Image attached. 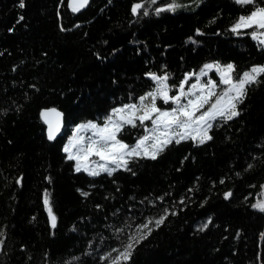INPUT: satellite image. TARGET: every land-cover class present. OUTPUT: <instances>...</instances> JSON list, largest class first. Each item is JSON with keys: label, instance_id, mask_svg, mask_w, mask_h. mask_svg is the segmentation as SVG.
I'll use <instances>...</instances> for the list:
<instances>
[{"label": "trees", "instance_id": "trees-1", "mask_svg": "<svg viewBox=\"0 0 264 264\" xmlns=\"http://www.w3.org/2000/svg\"><path fill=\"white\" fill-rule=\"evenodd\" d=\"M24 2L0 0V264H107L104 255L165 208L164 224L149 226L129 264H264V213L251 207L264 185V83L249 87L238 118L214 124L211 141L173 143L155 161L132 162L131 172L77 173L63 151L77 125L102 123L154 88L150 72L178 85L206 63H231L236 75L264 65V47L230 31L252 6L176 0V11L156 15L171 0H91L75 13L68 0ZM138 2L148 16L132 14ZM50 108L64 117L55 141L40 119ZM143 134L129 127L120 138L133 144Z\"/></svg>", "mask_w": 264, "mask_h": 264}, {"label": "snow or ice", "instance_id": "snow-or-ice-1", "mask_svg": "<svg viewBox=\"0 0 264 264\" xmlns=\"http://www.w3.org/2000/svg\"><path fill=\"white\" fill-rule=\"evenodd\" d=\"M234 2L240 6L251 5L252 10L246 15H240L230 31L237 35L249 34L261 47H264V6H259L256 0H234ZM88 4L89 0H69V7L74 13ZM147 4L157 5L158 0H147ZM18 7L20 9L25 7L24 0H18ZM179 7L181 5L176 0H171L164 6L153 8L152 11L160 15L164 12H174ZM142 9L144 11L141 13ZM131 12L134 16L149 15L146 5L139 2L133 4ZM23 19L21 15L17 22ZM196 35L200 36L203 33L197 29ZM189 39L191 40V37ZM213 71L219 76L218 82L209 77V73ZM147 76L155 87L140 95L135 102L111 109L102 123L87 121L75 127L63 151L67 160L75 162L74 170L77 173L83 171L88 176L96 177L102 173L111 176L121 169L131 172L129 165L132 162L140 159L155 161L173 143L180 144L190 140L194 145L199 146L211 141L213 137L210 132L214 124L218 121L227 123L238 118L242 114L239 106L247 98L249 87L264 83V80L260 79L264 76V65L253 66L250 70L236 75L235 66L231 63L223 66L218 62L206 63L199 72L185 73L178 85L168 83L171 75L167 72L160 75L150 72ZM205 77L208 78L203 79ZM193 78L195 82L189 84ZM158 101L172 107L161 108L158 106ZM40 117L47 126V139L55 140L62 127L63 114L56 108H50L42 110ZM149 122L150 126H148ZM129 127H140L144 133L138 136L133 144L126 143L120 138V134ZM251 167L252 165L249 164L248 168ZM17 183L20 181L17 180ZM220 183L223 184L224 180L222 179ZM261 188L264 189V185H261ZM82 195L86 197L88 193ZM232 195L231 191L225 192L224 199L228 200ZM260 196L262 199L256 200L251 207L264 213V191ZM158 199L163 200V197ZM184 202L181 199L179 203L184 204ZM43 203L51 227L55 228L56 216L53 214L47 192L44 194ZM168 214L169 209L165 208L162 215L147 219L146 222L136 226L132 234L121 242V247L112 248L102 260L107 261L108 264H129L136 247L151 235L153 229L149 226L154 224L159 228L164 224ZM170 214L176 215V212L172 211ZM208 223L211 221L209 220ZM206 227L207 224H204L200 230ZM127 228L131 229L132 225L128 224ZM118 231L123 233L124 230ZM3 235L4 233L0 231V237ZM3 243L4 241L0 239V245Z\"/></svg>", "mask_w": 264, "mask_h": 264}, {"label": "rangeland", "instance_id": "rangeland-1", "mask_svg": "<svg viewBox=\"0 0 264 264\" xmlns=\"http://www.w3.org/2000/svg\"><path fill=\"white\" fill-rule=\"evenodd\" d=\"M223 66V65H222ZM248 70H250V69H248ZM209 77L210 78H212V79H214V80H217V82L219 81V76L215 73V71H213V72H210L209 73ZM208 77H205V78H203V79H207ZM195 82V79L193 78V80H191V81H189V84H191V83H194ZM221 87H223V86H221ZM162 104H163V102H162ZM170 107H172V105H162L161 106V108H170ZM86 123V122H85ZM150 123V122H149ZM150 126V125H149ZM75 129V128H74ZM73 129V130H74ZM72 133H73V131H72ZM72 133L70 134V136L66 139V142H65V144H64V146L68 143V141H69V139H70V137H71V135H72ZM93 159H96V158H93ZM262 191H264V189H262ZM261 191V192H262ZM260 199H262V197L260 198ZM108 264V263H107Z\"/></svg>", "mask_w": 264, "mask_h": 264}, {"label": "water", "instance_id": "water-1", "mask_svg": "<svg viewBox=\"0 0 264 264\" xmlns=\"http://www.w3.org/2000/svg\"><path fill=\"white\" fill-rule=\"evenodd\" d=\"M90 2H91V0H89V4L86 6V7H84V8H82L79 12H83V11H85L88 7H89V5H90ZM68 5H69V0H68ZM45 110V109H44ZM59 111V110H58ZM59 112H61V111H59ZM62 113V112H61ZM40 119H41V117H40ZM41 121H42V119H41ZM43 122V121H42ZM44 124V123H43ZM45 125V124H44ZM63 126H64V117H62V127H61V129H60V132L57 134V137H56V139L55 140H57L60 136H61V134H62V130H63ZM45 127H47L46 125H45ZM46 134H47V132H46ZM55 140H53V141H55Z\"/></svg>", "mask_w": 264, "mask_h": 264}]
</instances>
